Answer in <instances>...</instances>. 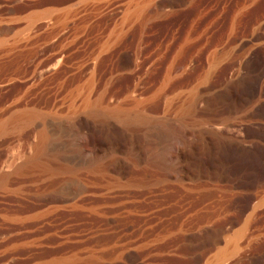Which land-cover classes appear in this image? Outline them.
Listing matches in <instances>:
<instances>
[{
	"label": "rangeland",
	"instance_id": "374dc122",
	"mask_svg": "<svg viewBox=\"0 0 264 264\" xmlns=\"http://www.w3.org/2000/svg\"><path fill=\"white\" fill-rule=\"evenodd\" d=\"M0 264H264V0H0Z\"/></svg>",
	"mask_w": 264,
	"mask_h": 264
},
{
	"label": "bare ground",
	"instance_id": "6f19581e",
	"mask_svg": "<svg viewBox=\"0 0 264 264\" xmlns=\"http://www.w3.org/2000/svg\"><path fill=\"white\" fill-rule=\"evenodd\" d=\"M258 61L256 59H252L250 62V67L255 71L257 69ZM178 129V128H177Z\"/></svg>",
	"mask_w": 264,
	"mask_h": 264
}]
</instances>
